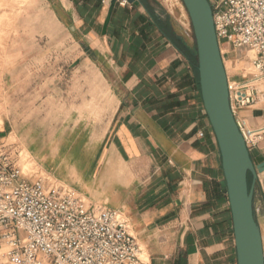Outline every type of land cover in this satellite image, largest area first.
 Wrapping results in <instances>:
<instances>
[{
    "label": "crops",
    "instance_id": "crops-1",
    "mask_svg": "<svg viewBox=\"0 0 264 264\" xmlns=\"http://www.w3.org/2000/svg\"><path fill=\"white\" fill-rule=\"evenodd\" d=\"M120 1L104 33L112 0H48L63 29L99 55L120 84L93 187L74 189L127 216L146 264H238L222 156L204 109L197 58L191 57L193 31L161 0H134L128 7ZM225 47L227 75L229 64L232 79L242 81L237 66L244 61L248 67L253 56ZM236 118L264 129V91L258 89L255 104ZM249 151L264 243V132ZM4 253L0 242V264H8Z\"/></svg>",
    "mask_w": 264,
    "mask_h": 264
},
{
    "label": "rangeland",
    "instance_id": "rangeland-1",
    "mask_svg": "<svg viewBox=\"0 0 264 264\" xmlns=\"http://www.w3.org/2000/svg\"><path fill=\"white\" fill-rule=\"evenodd\" d=\"M161 1L192 31L181 0ZM243 64L237 72L246 75ZM119 85L101 57L63 29L48 0H0V143L21 154L25 173L93 187ZM257 88L264 91V81Z\"/></svg>",
    "mask_w": 264,
    "mask_h": 264
},
{
    "label": "built area",
    "instance_id": "built-area-1",
    "mask_svg": "<svg viewBox=\"0 0 264 264\" xmlns=\"http://www.w3.org/2000/svg\"><path fill=\"white\" fill-rule=\"evenodd\" d=\"M119 5L131 4L121 0ZM211 5L221 54L229 46L253 56L242 81L228 77L231 110L250 150L262 140L264 129H251L236 116L255 104L257 84L264 81V0H217ZM25 172L21 154L0 143V242L8 264H146L122 211Z\"/></svg>",
    "mask_w": 264,
    "mask_h": 264
},
{
    "label": "water",
    "instance_id": "water-1",
    "mask_svg": "<svg viewBox=\"0 0 264 264\" xmlns=\"http://www.w3.org/2000/svg\"><path fill=\"white\" fill-rule=\"evenodd\" d=\"M190 19L197 50V71L204 109L216 136L225 175L224 193L232 213L238 264H264V243L254 215L257 169L230 106L228 76L209 0H181ZM133 3L134 0H129ZM117 0H112L107 28ZM249 176L252 183L249 185Z\"/></svg>",
    "mask_w": 264,
    "mask_h": 264
},
{
    "label": "trees",
    "instance_id": "trees-1",
    "mask_svg": "<svg viewBox=\"0 0 264 264\" xmlns=\"http://www.w3.org/2000/svg\"><path fill=\"white\" fill-rule=\"evenodd\" d=\"M191 57L196 60V58H197V51L196 50L191 52ZM251 180H252V177L249 176V185H251Z\"/></svg>",
    "mask_w": 264,
    "mask_h": 264
},
{
    "label": "bare ground",
    "instance_id": "bare-ground-1",
    "mask_svg": "<svg viewBox=\"0 0 264 264\" xmlns=\"http://www.w3.org/2000/svg\"><path fill=\"white\" fill-rule=\"evenodd\" d=\"M228 76V75H227Z\"/></svg>",
    "mask_w": 264,
    "mask_h": 264
}]
</instances>
